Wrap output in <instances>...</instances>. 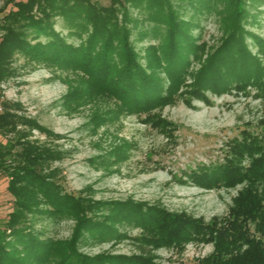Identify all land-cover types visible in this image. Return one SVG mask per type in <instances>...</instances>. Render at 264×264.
<instances>
[{
    "label": "trees",
    "instance_id": "trees-1",
    "mask_svg": "<svg viewBox=\"0 0 264 264\" xmlns=\"http://www.w3.org/2000/svg\"><path fill=\"white\" fill-rule=\"evenodd\" d=\"M8 2L15 9L0 18V81L14 74L16 55L53 72H74L75 78L62 79L68 85L64 107L112 102L94 111L95 126L120 114H146L153 125L169 131L174 124L154 110L178 99L186 105L194 97L207 102L206 90L220 94L249 85L260 95L264 92V61L259 57L264 43L244 26L256 21L264 0ZM205 14L214 15L222 30L219 43L207 53L206 43L191 30L197 26L192 18ZM246 36L258 53L248 48ZM147 37L156 42L136 48ZM193 61L199 64L196 69L190 68ZM0 104V134H13L0 143V171L12 197L0 228V264H156L155 249L189 241L213 244L202 264H264V139L243 135L230 144L231 158L189 175L205 188L245 185L227 218L204 222L143 202L98 201L66 191L60 169L52 166L63 158L53 140L61 136L26 116L19 102ZM33 130L46 140L30 139ZM124 144L110 148L109 154L124 158L129 145ZM244 157L247 166L241 164ZM41 219L72 220L70 236H41L43 231L34 228ZM127 227L140 228L132 237L137 253L89 255L78 250L79 243L89 240L125 237L122 229Z\"/></svg>",
    "mask_w": 264,
    "mask_h": 264
},
{
    "label": "rangeland",
    "instance_id": "rangeland-1",
    "mask_svg": "<svg viewBox=\"0 0 264 264\" xmlns=\"http://www.w3.org/2000/svg\"><path fill=\"white\" fill-rule=\"evenodd\" d=\"M100 1L108 3V0ZM0 8L3 9L0 18L15 9L6 0H0ZM192 20L197 23L191 29L192 34L199 37V42L206 43L207 53L219 43L221 27L214 15L194 16ZM244 26L264 43V5L260 6L256 21ZM55 27L59 30L60 23ZM155 42L154 37H147L137 41L136 48ZM245 42L253 53H258V46L250 36H246ZM259 57L264 61V54L260 53ZM198 66L193 61L190 68ZM12 67L14 74L0 81V101L19 102L26 116L61 136L53 140L63 152V158L52 162V166L60 169L58 178L66 191L82 192L98 201L143 202L204 222H221L229 216L233 198L245 185L205 188L194 183L189 175L231 158L230 144L240 141L243 135L264 139V92L260 95L255 85L220 94L206 90L207 102L194 97L189 105L178 99L157 108L154 111L175 126L162 131L146 114H120L112 122L95 126L94 111L107 109L112 102L99 100L74 109L64 107L62 100L68 85L62 79L75 78L74 72H53L26 62L21 55H16ZM12 137V133L0 134V143ZM29 138L46 140L38 130H33ZM124 143L129 144L125 157L116 160L109 150ZM241 164L247 166V158ZM7 181L6 174L0 171V228L12 208ZM72 227L70 219H41L34 224L35 229L43 231L41 236L54 239L69 237ZM122 230L125 237L101 243L89 240L79 243L78 250L89 255L137 253L132 237L139 234L140 228ZM212 251V243L189 241L160 246L153 253L156 264H202L201 260Z\"/></svg>",
    "mask_w": 264,
    "mask_h": 264
}]
</instances>
